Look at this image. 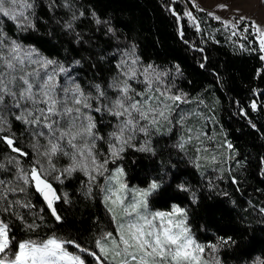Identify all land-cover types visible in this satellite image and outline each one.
<instances>
[{
	"label": "trees",
	"instance_id": "16d2710c",
	"mask_svg": "<svg viewBox=\"0 0 264 264\" xmlns=\"http://www.w3.org/2000/svg\"><path fill=\"white\" fill-rule=\"evenodd\" d=\"M27 1L34 8L24 17L34 27L0 13V39L5 43L16 40L72 66L86 94L96 97L98 85L112 101L114 85L125 79L123 54L131 51L138 63L136 79L129 80L130 84L145 98L165 93L160 108L164 110L166 103L172 110L165 111L167 119L160 117L155 127L147 125L146 133L135 132L115 159L109 152L114 142L110 134L119 120L103 110H91L96 131L103 137L96 141L97 158L109 162L105 174L94 183L79 170L62 176V183H53L61 197L55 207L62 222L55 220L32 183L14 180L19 168L30 170L36 162L42 164L45 142L33 135L32 126L16 120L12 110L7 117L9 126L0 137L11 136L15 146L28 153L25 157L12 152L0 139V164L4 165L0 179L9 182V187L19 183L25 188L0 200V219L10 224L15 242L56 236L74 240L99 255L95 242L104 232L115 230L102 194L107 185L104 180L120 165L130 186L161 184L149 196L150 207L159 211L173 205L184 208L194 238L207 249L214 245L220 264H264V60L254 30H244L248 23L234 29L208 11L191 7L194 22L184 15L186 4L174 0ZM73 13L78 17L74 21ZM97 18L108 23L97 24ZM70 21L71 30L65 26ZM109 27L114 31L108 32ZM149 74L151 91L146 80ZM168 95H180L182 100L173 103L166 99ZM94 100L96 107L99 101L107 103ZM142 147L151 150L141 151ZM55 156L62 164L68 163V156ZM53 165L51 175H60L64 165L56 158ZM9 202L11 211L3 212ZM228 238L231 241L223 243ZM82 255L88 264L96 263L87 253Z\"/></svg>",
	"mask_w": 264,
	"mask_h": 264
},
{
	"label": "snow or ice",
	"instance_id": "6c2138e0",
	"mask_svg": "<svg viewBox=\"0 0 264 264\" xmlns=\"http://www.w3.org/2000/svg\"><path fill=\"white\" fill-rule=\"evenodd\" d=\"M8 3L16 5L19 0H0V13L4 16H9V11L5 8ZM25 7L34 8V4L26 3ZM219 7L226 8L227 5H219ZM83 15L84 13L81 12L80 16ZM184 15L191 17L190 12H185ZM208 15L213 16L216 20L221 19L212 12H208ZM11 19L23 20L24 24L34 27L31 20L24 17L23 12L12 15ZM76 19L78 17L73 13L72 20ZM244 21H248V27L244 30L248 31L249 28L254 30L259 39V50L264 53V26L245 16H240L237 23ZM95 22L97 24L108 23L99 18ZM225 23L231 22L226 21ZM65 26L69 30L73 29L71 21ZM235 26L233 25V27ZM107 31L113 32L114 30L109 27ZM233 35L236 33L234 32ZM260 59L264 60V55H261ZM54 63L52 60L43 62L33 60L31 52H24L15 42L9 47L3 39H0V133L6 131L9 126V121L4 113L12 112L15 109L20 113L19 115L13 113L16 120L32 126L34 136L43 137L48 141L44 146L45 151L40 154L48 158L49 170H45L43 165L36 162L30 170L19 168L14 180L23 181L24 185L32 183L36 191L46 201L55 220L62 222L63 218L57 213L54 206L55 201L60 200L61 197L57 194L53 183L49 181V175L55 171L54 165H51L52 156L61 153L69 156L73 161L72 165L64 169L60 175L53 177L54 180L61 183L63 182L62 176L65 174L71 176L77 170L82 171L90 183H94L96 175L93 173L103 176L106 171L105 165L109 162L108 159L101 162L97 158L96 141L102 140L103 137L98 135L96 122L86 110L97 113L103 110L119 120L116 130L110 134L114 142L109 144V152L115 159L119 158L124 151V146L129 144L135 132L146 133L147 125L155 127L160 117L167 119L165 111L170 112L172 109L166 103L164 110L160 108V104L163 103L160 97L165 93L137 99L136 97L141 94L135 93L127 82L128 79L135 77L134 71L131 75L125 73L126 79L114 85L119 95L115 101H112L103 91H99L98 85L96 86L98 89L96 97L85 96L79 85L72 87L58 85L54 70L51 74L46 70L41 71ZM75 63L78 65L80 61H75ZM29 65H38L39 67L29 70ZM60 71L65 70L61 68ZM155 78L159 79V76L157 75ZM146 80L151 91L150 74L146 75ZM91 99L97 101L103 99L107 103L92 109L89 102ZM166 99L175 103L181 101L182 97L168 95ZM256 108L257 105L253 103L252 109ZM141 121H145L146 124L141 125ZM252 127L254 128L255 125L253 124ZM0 139L7 144L12 152L25 157L28 155L21 148L15 146L16 142L11 136L5 135ZM227 147L231 149L232 145L229 143ZM65 148L68 151H65ZM140 150L150 151L151 149L142 147ZM10 162L19 164V160L11 161V158ZM3 167L4 165L0 164V168ZM122 176L123 169H117L116 174L109 177L110 186L104 189V202L109 205L108 210L114 214H117L119 210L123 219H120L116 237L113 236V233L108 232L95 242L101 255L81 247L74 240H62L56 237H50L39 243L34 241L17 243L11 236L10 224L4 219H0V264H86V260L81 255L70 253L66 245H73L80 252L92 256L97 264H105L106 261H111V264H210V261L204 259L206 246L197 243L191 234L187 225L185 209L173 205L171 212L148 211L147 198L157 192L161 184L153 181L147 189L137 190L133 202L126 204L124 193L127 191V185L122 182ZM8 184L9 182L0 179V200H7V194L10 192L25 191V188L19 183H16L14 187H9ZM179 187L181 190H186L183 185ZM64 196L66 197L67 194L65 193ZM11 203L9 202L2 211L10 212ZM29 227H38V225H29ZM229 241L231 238L223 243ZM207 247L211 248L213 252L216 251L214 245ZM211 264H220V262L213 257Z\"/></svg>",
	"mask_w": 264,
	"mask_h": 264
},
{
	"label": "rangeland",
	"instance_id": "374dc122",
	"mask_svg": "<svg viewBox=\"0 0 264 264\" xmlns=\"http://www.w3.org/2000/svg\"><path fill=\"white\" fill-rule=\"evenodd\" d=\"M174 1H180V2H182L184 4H186V10H187V12L191 13V17L190 18L194 22H196V18H195V15L192 12L191 7H195L197 9H204V10H206L208 12L214 13L215 16L221 17L220 21L223 23V25L230 26V27H232L234 29L237 28V27L239 28L241 25H247L246 23H248V21H244L243 23H239L238 24L237 21H238L240 16L248 17L250 20H255L258 24L264 26V0H194V2H193V0H174ZM26 3H28L27 0H19L18 4L13 5V4L8 3V4L5 5V8L9 11V16L11 17L12 15H16V14H18L20 12L27 13V11H29L30 8H26L25 7ZM219 5H227V7L226 8H221V7H219ZM226 21H230L231 23L226 24L225 23ZM233 25H236V26L233 27ZM13 42H15L16 44L20 45L21 49H23L24 52H31V58L33 60L40 61V62L51 60V59L47 58L45 55H43L41 52H39L36 48H34L32 46H26L25 44H22V43H20V42H18L16 40L11 39L9 41H6L5 44H7L9 47H11ZM263 55H264V53H263ZM122 60H123L121 62V69H123V75L122 76H125V73L131 75V73L134 71L135 72V77L132 78V79H136V68L134 69V67H136V65L138 63L137 62V57L134 55L133 52L127 50V52H125L123 54ZM52 61H54V60H52ZM133 61H135V63H133ZM54 62L55 63L52 64V65H49L47 69H43L41 71H45L46 70V71L49 72V74H51L52 71L54 70L55 73H56L55 79H56L58 85H60V86L72 87L74 85H79L77 80H76V76L73 73L72 66H66V65L60 64V63H58L56 61H54ZM38 67H39L38 65H29V70H31L32 68H38ZM61 68H63L65 71L61 72L60 71ZM125 79H126V76H125ZM129 80H131V79H128L127 82L130 84ZM114 88H115V91H116V93H115L116 97L114 98L113 101H115L117 99L118 95H119V92H118L117 88L116 87H114ZM131 88L135 91V93H139V92H137L135 90L134 86L131 85ZM80 89L83 91V89L81 87H80ZM84 94H85V96L92 97V96L86 94L85 92H84ZM139 94H141V95L137 96L136 97L137 99H141L142 96H144L143 93H139ZM150 95H153V94H150ZM94 101H95L94 99H91L89 101L91 103L92 109L96 108V106H93ZM101 102L102 101H99L100 106L105 104V102L104 103H101ZM13 110H15V109H13ZM86 111H88V113L92 116L91 110H86ZM15 112H16L17 115L20 114L19 111H17V110H15ZM6 116L10 117V112H6ZM42 141H43V143L45 142V145H47L48 141L45 138ZM61 143L63 144L64 142H61ZM40 149H41V146H40ZM41 150L43 152L45 151V149H41ZM65 151H68L67 148H65ZM57 154H61V153H57ZM54 158H56L57 162L60 163V165H64V169L70 167L72 165V163H73L72 159L69 156L67 157L68 158V163L67 164H62L60 158H58L56 156H52L51 165H53ZM41 162H42L41 165L44 166V169L45 170H49V160H48V158L41 155ZM105 169H106V165H105ZM117 169H123V168H122V166L118 165V166H115V167H113L111 169L110 174L107 175L106 179L104 180V182L105 181L107 182V185H105V187L110 186L109 185V177L112 176V175H115ZM105 172L106 171H104V174H105ZM46 174H47V171H46ZM57 175L58 174L49 175V181L52 182V183L60 182V181H56V180L53 179V177L57 176ZM93 175H96V177L97 176L102 177L101 175L96 174V173H93ZM121 180H122V182L125 185H127V191L124 193L125 203L126 204L133 202L134 198L137 195V190H143V189H147L148 188V187L141 188V187H139L137 185H134V186L128 185L126 180H125V177H124V172H123V176L121 177ZM100 183L102 184L101 181H100ZM105 187H103V189H102V194L103 195L105 193L104 192V188ZM89 188L92 189L90 185H89ZM147 200L149 201V197L147 198ZM148 211L149 212H171L172 208L170 210H160L159 211V210H156V209H152L150 207V205H149V202H148ZM112 216H113V219H114L115 230L106 231V232H104V234H106L108 232H111V233H113V236L116 237L118 235V231H119L120 219H123V217L120 216L119 210L117 211V214L112 213ZM117 217H119V218H117ZM104 234L102 236H104ZM191 234H192V236L194 238L195 236L193 235L192 232H191ZM52 237H56V236H52ZM101 237L99 239H101ZM56 238H58V237H56ZM47 239L48 238H46L44 240H47ZM194 239L196 240V238H194ZM44 240H41V241H44ZM62 240H64V239H62ZM27 241H33V240H27ZM41 241L37 240V241H34V242L39 243ZM197 243H199V242L197 241ZM66 248H67V250L70 253L81 255V257L84 258V256L82 255V252H80L79 250L72 251L67 246H66ZM215 252H213L211 250V248H208V249L205 248L204 259L210 261V264H211V262L213 261V257L218 259ZM99 255H101L100 252H99ZM86 264H88L87 261H86ZM95 264H97V261H96ZM105 264H111V261H106Z\"/></svg>",
	"mask_w": 264,
	"mask_h": 264
},
{
	"label": "water",
	"instance_id": "95a60500",
	"mask_svg": "<svg viewBox=\"0 0 264 264\" xmlns=\"http://www.w3.org/2000/svg\"><path fill=\"white\" fill-rule=\"evenodd\" d=\"M54 187V186H53ZM55 188V187H54ZM56 189V188H55ZM46 202V201H45ZM54 206H55V203H54Z\"/></svg>",
	"mask_w": 264,
	"mask_h": 264
}]
</instances>
